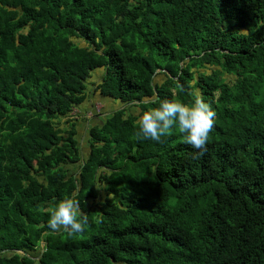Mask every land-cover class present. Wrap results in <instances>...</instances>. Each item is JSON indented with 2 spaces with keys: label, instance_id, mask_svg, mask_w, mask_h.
<instances>
[{
  "label": "trees",
  "instance_id": "16d2710c",
  "mask_svg": "<svg viewBox=\"0 0 264 264\" xmlns=\"http://www.w3.org/2000/svg\"><path fill=\"white\" fill-rule=\"evenodd\" d=\"M100 67L122 107L82 157L68 114ZM196 90L217 114L202 156L178 124L135 135ZM73 193L88 226L53 233ZM0 264H264V0H0Z\"/></svg>",
  "mask_w": 264,
  "mask_h": 264
},
{
  "label": "clouds",
  "instance_id": "9594fccd",
  "mask_svg": "<svg viewBox=\"0 0 264 264\" xmlns=\"http://www.w3.org/2000/svg\"><path fill=\"white\" fill-rule=\"evenodd\" d=\"M241 35L247 36L248 30H240ZM216 111L211 103L205 101L202 93L196 90L194 102L187 104L177 99L163 100L158 107H150L143 111L137 120L139 130L135 133L138 138L160 142L162 137L170 134L174 124H178L179 132L184 134L185 142L198 152L193 158H199L206 151L215 120ZM97 190L107 188L96 187ZM89 223L88 216L81 210L75 193L65 197L50 209L48 227L53 233L70 232L82 233Z\"/></svg>",
  "mask_w": 264,
  "mask_h": 264
},
{
  "label": "rangeland",
  "instance_id": "374dc122",
  "mask_svg": "<svg viewBox=\"0 0 264 264\" xmlns=\"http://www.w3.org/2000/svg\"><path fill=\"white\" fill-rule=\"evenodd\" d=\"M73 40L81 46H85V42L78 38ZM104 74V68H96L92 71L91 76L86 80L87 97L79 106L74 107L68 114V118L76 120L77 134L81 155L86 157L89 153V133L88 129L90 125L100 124L108 114H111L114 110L122 107V104L107 96H102L96 89V85L100 82L102 75ZM232 77V76H231ZM164 75L160 70L157 71L153 77V83H160L164 80ZM128 113L137 115L139 109L134 105H125ZM99 113L103 115H98ZM65 124H62L61 127ZM76 164L68 165L69 170L76 171ZM101 197H104V190H100Z\"/></svg>",
  "mask_w": 264,
  "mask_h": 264
},
{
  "label": "water",
  "instance_id": "95a60500",
  "mask_svg": "<svg viewBox=\"0 0 264 264\" xmlns=\"http://www.w3.org/2000/svg\"><path fill=\"white\" fill-rule=\"evenodd\" d=\"M153 84V83H152ZM83 157V156H82ZM50 232V231H49ZM44 245V242L43 241H41V246H43ZM20 252L21 253H23V254H25V251H22V250H20Z\"/></svg>",
  "mask_w": 264,
  "mask_h": 264
},
{
  "label": "crops",
  "instance_id": "0c3cea01",
  "mask_svg": "<svg viewBox=\"0 0 264 264\" xmlns=\"http://www.w3.org/2000/svg\"><path fill=\"white\" fill-rule=\"evenodd\" d=\"M111 99H112V98H111ZM114 111H115V110H114ZM114 111H113V112H114ZM100 114H101V113H99L98 115H100ZM101 115H103V114H101ZM101 115H100V116H101Z\"/></svg>",
  "mask_w": 264,
  "mask_h": 264
}]
</instances>
